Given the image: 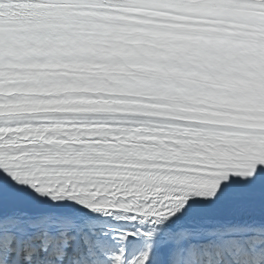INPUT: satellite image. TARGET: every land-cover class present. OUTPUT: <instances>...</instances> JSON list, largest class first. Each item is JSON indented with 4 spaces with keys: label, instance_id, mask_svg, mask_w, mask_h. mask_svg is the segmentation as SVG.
Masks as SVG:
<instances>
[{
    "label": "snow or ice",
    "instance_id": "obj_1",
    "mask_svg": "<svg viewBox=\"0 0 264 264\" xmlns=\"http://www.w3.org/2000/svg\"><path fill=\"white\" fill-rule=\"evenodd\" d=\"M0 264H264V0H0Z\"/></svg>",
    "mask_w": 264,
    "mask_h": 264
}]
</instances>
